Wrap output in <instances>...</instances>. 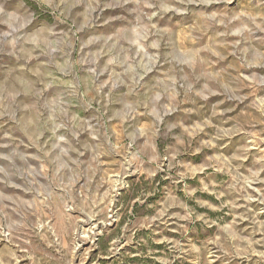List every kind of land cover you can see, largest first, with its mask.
<instances>
[{
  "label": "rangeland",
  "instance_id": "374dc122",
  "mask_svg": "<svg viewBox=\"0 0 264 264\" xmlns=\"http://www.w3.org/2000/svg\"><path fill=\"white\" fill-rule=\"evenodd\" d=\"M0 264H264V0H0Z\"/></svg>",
  "mask_w": 264,
  "mask_h": 264
}]
</instances>
